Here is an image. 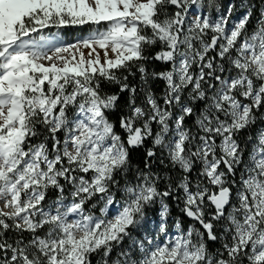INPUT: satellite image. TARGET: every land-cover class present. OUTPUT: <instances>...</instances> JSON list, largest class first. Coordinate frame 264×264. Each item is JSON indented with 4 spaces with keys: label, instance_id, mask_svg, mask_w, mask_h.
Masks as SVG:
<instances>
[{
    "label": "snow or ice",
    "instance_id": "6c2138e0",
    "mask_svg": "<svg viewBox=\"0 0 264 264\" xmlns=\"http://www.w3.org/2000/svg\"><path fill=\"white\" fill-rule=\"evenodd\" d=\"M0 264H264V0H0Z\"/></svg>",
    "mask_w": 264,
    "mask_h": 264
},
{
    "label": "rangeland",
    "instance_id": "374dc122",
    "mask_svg": "<svg viewBox=\"0 0 264 264\" xmlns=\"http://www.w3.org/2000/svg\"><path fill=\"white\" fill-rule=\"evenodd\" d=\"M223 2L226 3V0H223ZM89 29L87 27L79 28V27H69L63 30L62 36L65 42H74L76 39L80 38L82 35H87ZM255 131V129L253 130ZM176 209V208H175ZM174 209V211H175ZM178 210V209H176ZM178 211H175L173 214H176ZM150 215L153 219H156L155 216V210H150ZM145 227H149L148 225H145ZM141 233L139 231L134 232V235L139 236ZM126 245L128 244V241H125Z\"/></svg>",
    "mask_w": 264,
    "mask_h": 264
},
{
    "label": "trees",
    "instance_id": "16d2710c",
    "mask_svg": "<svg viewBox=\"0 0 264 264\" xmlns=\"http://www.w3.org/2000/svg\"><path fill=\"white\" fill-rule=\"evenodd\" d=\"M157 67L159 68V67H166V66H161V65H157ZM136 80H138V77L136 78ZM134 83L136 82L135 80L133 81ZM163 87H164V85H163V82L162 81H157V82H155L154 84H153V88H154V90L157 92V93H160L161 92V90L163 89ZM110 90L111 91H115L116 89L113 87V88H110ZM127 99V96H126V94L124 95V96H122V102L124 101V100H126ZM155 167L156 168H158L160 171H164L165 169L163 168V165H160L158 162H157V164L155 165ZM174 209H175V207H173V213L175 212V211H178V210H176L175 209V211H174ZM125 245H126V242H125ZM124 245V246H125ZM126 247V246H125Z\"/></svg>",
    "mask_w": 264,
    "mask_h": 264
},
{
    "label": "built area",
    "instance_id": "2783aa9c",
    "mask_svg": "<svg viewBox=\"0 0 264 264\" xmlns=\"http://www.w3.org/2000/svg\"><path fill=\"white\" fill-rule=\"evenodd\" d=\"M175 215V214H174Z\"/></svg>",
    "mask_w": 264,
    "mask_h": 264
}]
</instances>
